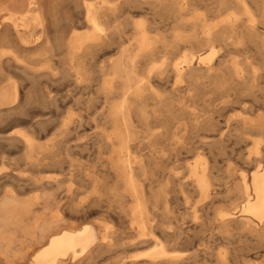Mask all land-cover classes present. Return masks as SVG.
Instances as JSON below:
<instances>
[{
	"label": "bare ground",
	"instance_id": "bare-ground-1",
	"mask_svg": "<svg viewBox=\"0 0 264 264\" xmlns=\"http://www.w3.org/2000/svg\"><path fill=\"white\" fill-rule=\"evenodd\" d=\"M37 3L26 0L22 11H13L12 2L8 7L1 0L0 15H8L0 22V42H12L19 53H64L58 79L70 77L74 84L88 82V61L96 51L110 48L112 53L99 67L104 75L97 88L102 103L93 118L108 128L89 142L95 150L93 163L89 157L94 154L88 153L87 159L76 150L88 144L76 141L84 125L80 116H61L49 129V120H29L30 131L0 135V141L20 146L32 167L51 165L60 172L51 180L27 177L19 185L27 190L8 189L0 196V259L11 264L7 260L21 258L13 247L26 240L27 245L35 242L28 264H64L66 259L84 264L138 244L149 247L126 258L118 256L115 264H264V33L255 25L256 14L264 16V0H71L81 15L79 28L66 14L62 17L68 33L61 34L58 25L52 36L40 2L32 19L43 29V39L31 47L16 15L28 28L31 7ZM136 3L148 4L161 19L131 22L134 30L128 36L123 25L135 18L129 12ZM55 20L53 15L52 23ZM167 20L169 27L159 30ZM246 41L253 44V58L225 59L231 48ZM7 50L0 54H9L14 69L27 70L28 61ZM8 80L0 85V116L6 105H12L7 110L13 115H23L20 106L14 107L18 81ZM42 93L38 99L54 102L50 91ZM234 108L237 113L230 115ZM230 137L237 141V172L227 168L228 173L218 174L216 157ZM35 147L39 156L33 158ZM179 153L194 154L191 162L182 164L183 175L177 171ZM76 178L80 184L72 188ZM64 182L70 200L90 188L72 211L84 215L96 205L99 219L68 227L62 197L55 193ZM179 199L193 218L186 227L177 223ZM86 200L90 204L84 205ZM126 232L132 234L129 242L123 240ZM236 236L250 243L234 249L230 245ZM182 243L188 245L179 251Z\"/></svg>",
	"mask_w": 264,
	"mask_h": 264
},
{
	"label": "rangeland",
	"instance_id": "rangeland-1",
	"mask_svg": "<svg viewBox=\"0 0 264 264\" xmlns=\"http://www.w3.org/2000/svg\"><path fill=\"white\" fill-rule=\"evenodd\" d=\"M8 1H9V3H8ZM31 1H34L36 3L38 2V3L35 6L31 7V16H30L29 20H27L28 24H29L28 28H23L25 25L24 23H26L24 21H26V20H24V21L19 20L20 15L19 14L16 15V17L18 18V20H16L18 23V27H20L21 31L24 33L23 36L26 39V41L28 42L29 46L34 47L37 43H39L41 41V38L43 39V37H42L43 29H41L39 27V25L37 24V22L34 19H32L34 13L36 11H38L40 9V7L42 10H44V12L46 11L44 13V14H47V16L45 15V18H49V19H45V23H46L45 25L47 28L46 30L49 29L48 33L51 36L54 34L53 32H55L56 29L59 30L61 32V34L63 33V35L64 34L66 35L68 33L69 27L67 26V23L65 22L64 17H62L64 15L66 16V14L72 16L71 18H73V21L75 22L74 24L79 28V22H80L81 15L75 11V9L73 8V6L71 4V0H37V1L31 0ZM0 2H1V0H0ZM11 2H12L13 6L10 5ZM40 2H42V3L39 7L38 4ZM2 3L7 5L8 7L11 6L10 9H12L13 11H22L24 9L23 6H25L24 4H26V0H14V2H13V0H2ZM134 5L136 8L133 6L134 7V8H132L133 10L130 11L129 14L135 18H130L124 22L123 28H124V30L127 31V32H125V34H127L129 32H131L130 34H133L132 31L134 29H133V25L131 23L133 21H138V20L144 19L146 22H150L155 17L158 20L161 19L160 15L158 13H156L154 11V9H152V7H150L148 4L142 3V5L141 4L137 5V3H136ZM200 5H199V7H200ZM37 6L39 7V9ZM45 6H46V8H45ZM251 6L255 7V5H251ZM134 9H136V10H134ZM147 9H149V10H147ZM200 9L205 10L206 8L205 7L199 8L198 9L199 12L202 11ZM47 10H49V11H47ZM51 11H53L52 12L53 14L49 13ZM254 11H255V8H254ZM256 12L257 11H255V13ZM6 15H8V14L4 13V14L0 15V22L1 21L4 22L3 19ZM53 15L56 16V20L53 21L54 23H52V16ZM256 15H257L256 16L257 20L255 21V25H257L258 30L261 33H264V32H262V31H264V16H260L259 13H257ZM213 20H211V21H213ZM167 22H168V20L164 22V23H166L165 26H163V25L160 26L159 30H164L167 27H169L167 25ZM48 23H49V25H48ZM58 25H59V27L56 28ZM130 28H132V29H130ZM130 34L129 35L127 34V35L130 36ZM11 43L12 42H10V41L2 42L0 44V51L2 50V51L9 52L7 50V48L9 50L11 49L10 51H13V50L16 51V53L20 57H22L28 61V64H29L28 68H30V69L27 68V70L29 72L32 70L33 71H32V73L30 72L29 74H26L28 76V78H27V76L24 75V73L27 70H22V69L19 70L17 68L14 69L15 68V67H13L14 63H12V61L8 60V58L10 57L9 54H7V55L6 54H4V55L0 54V59L3 63V64L2 63L0 64V77H1L0 78V82H1L0 85H2V84L4 85L6 83L5 80L7 81V79H9V78L11 80H8V81H12V82L18 81L17 82V84H18L17 86L19 88L18 89V94H19L18 103L21 104L23 102L21 105H18L17 102L14 104V107L20 106V110L22 108V111H20V112H22L23 115H20L21 113L19 114V112L16 113V115H13L12 110H10V109L7 110L9 107H12V105L11 106H8V105L4 106V109H2L3 111H1L4 114L2 113L3 115L0 116V131L2 130V132H0V133H3V134H0V135H5L6 132H7V134L8 133L13 134V133H15V131H19V130L30 131V128H31L29 126L30 122H33L34 120H39V119L49 120L50 124L47 126L49 129L51 127V122H52V124H54L58 120L62 119V117L64 118L67 114L71 115L74 120H76V118L79 119V116H80L81 119L82 118L84 119V122H83L84 125H82L80 127V129H79L80 133L77 134L76 141H78V143H83V142L86 143L87 142L88 144L86 143L87 145L85 147H82L81 149H76V150L79 152V154L84 155V158L88 159L87 156H90L89 154H91L92 151L93 152L95 151L93 145L89 146L93 140V135L95 133L102 132V129H104V128H108V125L106 123H104L102 120L97 119L98 122H96V121L94 122L93 118H96V115H97L96 110L99 107V105H101V103H102V100L100 98L98 99V97L100 96L99 95L100 93H99V91H97V88H98L99 79L104 77V75L101 76V73L99 71V67H100V65H102V62L104 60L108 59L107 57L110 55V53H112V52H109L110 48L98 50V51H96L95 54L92 55V57L90 56L91 57L90 60H89V58L87 59V60H89L88 62L92 63L91 66L94 69V71L92 68H91V70H89V73L92 71L89 74L90 81L88 79L87 80L88 82H82L79 84H74V83H72V80L70 81V77H68V79H66L64 77L63 78L64 80L58 79V78H62V76L60 74L64 68V64H63V60H62L64 57V53L53 52V54L47 53L45 55H35L31 52L19 53V51H17L15 45L12 43L14 45V46H12ZM246 55H249L250 58H253L256 55L253 44H251V42H248V41L243 43L237 49L235 47L231 48V50H229L225 59H227V61H230L232 59L233 60L234 59L241 60ZM113 56H115V55L113 54ZM48 65L52 66V70L49 69ZM21 70L24 72H21ZM47 70L53 74L46 73ZM20 73H22L23 76ZM30 74H33V75H31L32 77L30 76ZM54 74H55V76H54ZM51 76H54V77H51ZM59 76H61V77H59ZM22 77H25L24 80L21 79ZM52 78H53V81L55 80L57 82H55V81L52 82ZM54 78H56L57 80ZM26 79H29V80L27 81ZM21 80H23V81L26 80L28 83L25 81V84H24V82L23 81L21 82ZM61 80H62V82H61ZM68 80L70 82H68ZM32 82H34V83H32ZM83 84H86V85H83ZM19 85H20V87H19ZM23 85L26 87H22ZM43 91H44V93H42ZM49 91H50V95L54 97V99H53L54 102L52 104H51V102H48V101H46L44 103L40 99H38L40 97L41 93L46 94V93H49ZM27 93H29L30 97L29 96L28 97L31 98V100L27 98V95H28ZM24 96H26V97H24ZM21 99L24 101H22ZM24 102H25V104H24ZM5 108L7 111L5 110ZM24 109H25L26 113H23ZM197 109L198 108H195L194 111H197ZM7 113L8 114L10 113L13 116H11L10 114L7 115ZM236 113H237V108H234L233 110H231V112H229L230 115H233ZM220 119H222V118H220ZM29 120H30V122H29ZM13 124H15V126ZM11 130H12V132H11ZM91 136H92V139L90 138ZM0 142H1L0 143V196L3 194V192L5 190H8V189H12V190L15 189V191H17V192H21L25 188L27 190L28 189L27 186H24L22 188V187H19V185L25 184L26 182H24V181L26 180L27 177H30V176L43 178V180H51V179L55 178V176L60 177L59 176L60 172L58 171V169H56L54 166H51V165L39 166V167H37L38 168V171H37V168L35 166L32 167L31 163L28 164V162L25 161V159L22 156V150L20 149V146H18V147L13 146L10 142H6V141L5 142L0 141ZM8 143L10 146L12 145L13 148L10 147L8 145ZM1 146H3V148H1ZM37 153H38V148L35 147L34 151L32 152L33 158H35L36 156H39ZM92 154H94V156L91 155V157H93V158L91 159V157H89L90 158L89 161L93 163V161H94L93 159L95 158V153H92ZM177 155H179L176 157V158L179 157L178 162H177L178 163V168H177L178 170L177 171H178L179 175H183L182 173L185 174L186 171L184 169L185 166L184 165L182 166V164L185 163L186 161L191 162L194 158V154L179 153ZM20 156H22V157H20ZM73 156L78 157L79 155L73 154ZM1 157H2V159H1ZM5 157H8V158L5 159ZM218 157H219V159H218ZM20 158L22 159V161ZM182 158H184V160ZM216 158L218 160L216 163V168H214L216 173H218V174H224V172L228 173L226 170L227 168H233V169L236 168V170H234V171L237 172V141H235L233 137L228 138L225 141L223 151ZM23 159H24V161H23ZM186 159H188V160H186ZM82 161L85 162V160H82ZM49 167H51V168H49ZM54 168L56 169L57 172H54L55 171ZM10 175H11V177H10ZM8 177H9V179H8ZM20 177H21V179H19ZM10 178H12V179H10ZM18 179H19V181H18ZM19 183H22V184H19ZM79 184H80V180L78 178H76L75 181L73 182V184L71 185V187L76 188V187H78L77 185H79ZM68 186H69V184L64 182L61 184V187L59 189H56V191H55L56 196L58 198L62 197V203H63L62 206L64 208L62 216L65 219H67L65 221H66L68 227L77 228V227H80L83 223L90 224V223L96 221L97 219H99L100 215L98 213H95V211H96L95 209H97L96 205H92L91 208L89 209V212H87V214L84 213V215L80 214V213H75L72 211L73 206L78 205V202L80 203V201L83 200V199L80 200L79 198H82V197L85 198V196L89 195L90 188H87L88 190H85L86 187L82 188L83 190L78 191L79 196L78 195L76 196V200H70V199H67V197H65L66 196L65 195L66 190H67ZM21 188H22V190H21ZM22 194H23V195H21L22 197H26L27 195H29V193H22ZM194 196H195L194 194L191 195L192 201L194 199L196 201V199H197V197L195 198ZM89 201L90 200H88V201L86 200L83 204L84 205L90 204ZM178 202L177 203L179 204V206L177 205L178 207H177V213L176 214L178 215V217L179 216L180 217H179L177 223L179 225H181L182 227H186L192 223L193 218L190 214V209L184 210V207L182 206V202L180 199L178 200ZM71 211H72V213H71ZM65 214L67 215V217ZM126 234L124 235V233H123L122 236L124 237L123 240L127 242L129 239H131L130 237H132V234H129L130 236L128 235L127 232H126ZM128 237H129V239H128ZM18 238L21 239L19 236H18ZM125 238H126V240H125ZM21 243L20 244L18 243V245H22V246H18V245L16 246L15 245L13 248L15 251L17 250V252L21 253L22 257L21 258H15L13 260H11V259L7 260L8 262H11V264H15L16 261H18V262H16V264H18V263L19 264H23V263L28 264V256H29V254H32L33 250L31 252H30V250L32 249V246L34 245L35 242H33L32 244H31V242H29L28 243L29 246L27 245L26 240H25V244L24 243L21 244ZM232 243H231L232 245H230V246L234 247V249L238 250L244 244H249L250 242L245 241L243 239L239 240V239H237V236H236V239H234L232 241ZM23 244L26 246H23ZM185 245H188V244L182 243L181 245L177 246L178 247L177 249L179 251H183V249L186 247ZM133 246H131V247L125 246V248H120V249L116 250V252L114 254H112L111 258L108 257L107 255H104L103 257L97 258V260H95V261H92L89 263H84V264H98V263L99 264H115V260H116V258H118V256L125 255L123 257L126 258L127 256L129 257L135 253L144 252L149 247L148 245H143V244L142 245L138 244L137 246L135 245L136 247L135 246L133 247ZM105 257L106 258L108 257V258L105 260ZM25 259H27L26 262H25ZM0 264H5L4 260L0 259ZM64 264H76V262H73L70 259H66L64 261Z\"/></svg>",
	"mask_w": 264,
	"mask_h": 264
}]
</instances>
